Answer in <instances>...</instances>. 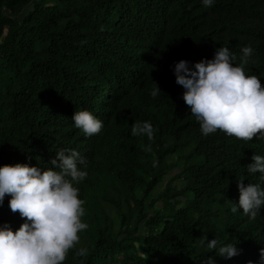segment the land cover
<instances>
[{
	"label": "trees",
	"instance_id": "16d2710c",
	"mask_svg": "<svg viewBox=\"0 0 264 264\" xmlns=\"http://www.w3.org/2000/svg\"><path fill=\"white\" fill-rule=\"evenodd\" d=\"M263 45L264 0H215L208 8L202 0H0V167L51 168L60 149L88 163L74 186L89 227L64 264H203L209 256L258 264L264 207L255 220L231 207L238 180L257 182L260 173L247 165L264 156V139L202 135L173 69L210 60L219 47L238 66L251 46L245 73L264 78ZM155 84L161 93L153 98ZM82 110L103 121L101 133L86 137L74 126ZM145 121L155 129L151 141L131 135ZM10 199L0 225L15 232L25 220ZM214 238L241 254L217 256L206 247ZM81 247L84 257L76 255Z\"/></svg>",
	"mask_w": 264,
	"mask_h": 264
},
{
	"label": "clouds",
	"instance_id": "9594fccd",
	"mask_svg": "<svg viewBox=\"0 0 264 264\" xmlns=\"http://www.w3.org/2000/svg\"><path fill=\"white\" fill-rule=\"evenodd\" d=\"M214 2L202 0L205 8ZM241 51L238 66L233 63L236 55L227 47L217 48L212 59H202L194 67L186 60L175 63L176 83L185 90L182 98L204 136L220 130L245 142L264 139V78L245 73L254 50L245 46ZM159 93L156 85L150 94L156 98ZM71 119L86 137L101 133L104 127L103 121L88 110L75 111ZM154 132L147 121L134 123L131 129L132 136H147L150 141ZM151 150V145L145 148ZM251 160L247 170L260 173L255 175L257 182L245 186L243 179L237 181L239 201L232 202L231 211L242 209L245 216L255 220L264 207V189L260 187L264 182V156L254 154ZM50 163L53 167L47 169L21 163L0 167V207L6 195L10 196L11 212L25 220L15 232L8 223L0 225V264H64L69 251L80 243L79 233L89 227L82 222L85 201L74 186L88 176L83 170L88 167L86 158L76 150L60 149ZM205 241L206 235L200 238L202 245ZM220 244L214 238L206 247L226 260L242 252L236 245L218 247ZM76 255L86 256L87 249L79 248ZM203 264H216V260L209 256ZM258 264H264V247L259 250Z\"/></svg>",
	"mask_w": 264,
	"mask_h": 264
}]
</instances>
